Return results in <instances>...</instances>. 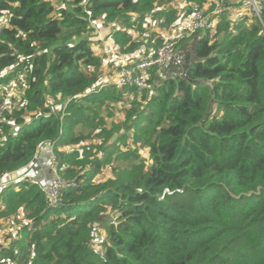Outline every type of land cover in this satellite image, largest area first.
<instances>
[{
  "label": "trees",
  "instance_id": "trees-1",
  "mask_svg": "<svg viewBox=\"0 0 264 264\" xmlns=\"http://www.w3.org/2000/svg\"><path fill=\"white\" fill-rule=\"evenodd\" d=\"M215 1L0 0V86L26 75L0 117V178L49 142L63 181L55 203L29 178L1 188L0 264H264V12L263 25L244 10L196 32L188 78L159 82L150 66L141 90L98 87L96 23L138 62L168 39L160 29ZM121 124L149 165L117 159Z\"/></svg>",
  "mask_w": 264,
  "mask_h": 264
},
{
  "label": "crops",
  "instance_id": "crops-1",
  "mask_svg": "<svg viewBox=\"0 0 264 264\" xmlns=\"http://www.w3.org/2000/svg\"><path fill=\"white\" fill-rule=\"evenodd\" d=\"M216 2L217 1L214 2V6H215ZM218 3L224 7V11H222L220 13L214 14L213 13V11L215 9L214 8L213 10H211V12L209 14L210 10L206 9L207 6L204 7V12L206 14H209V15L214 14L212 17H214V19H215V24H216L218 16L222 13H225L227 15V17L230 19L232 17L229 15L228 11L234 12L233 17H235V18H237L238 14L242 15L244 13V10H242L240 7L239 0H221ZM189 15L184 17L185 21H183V22H181V20L178 19L179 24L177 25L176 28H173L172 30L160 29L159 33L162 36L166 37V39L168 38L167 40L172 39L175 35H177L181 31H183V29L186 25L181 26L182 24H184L185 22L188 24L191 21V19L188 18ZM180 17H181V15H180ZM215 24H214V27H215ZM197 32H199L201 34L203 31H197ZM210 32L213 34L214 28ZM197 38H198V35H196V32H195V34L181 39L176 44L175 53H174L172 60L167 65L162 66V67H158L157 72H156V80L157 81L161 82V81L165 80L166 78L185 77L184 75H186L187 70H189V66L196 60L195 58H197L196 54H195ZM120 61L122 62V59H120ZM3 74H5V72H2L1 75H3ZM142 75H143V73H142ZM13 77H15V76H13ZM13 77L11 79H9L7 83L2 84L0 86V91H4V93L11 94L14 97H19V98H17V100H20V96H21L23 90H22V88H19V86H17V85L14 86L15 81H14ZM110 84H114L113 81ZM7 85L14 86L16 93L14 91L11 92V89L9 91V88H7ZM116 87H118V86L116 85ZM15 94H16V96H15ZM120 101H122L121 104H119L118 103L119 101H118V102L111 103V105L113 107V112L115 114V117H117L116 113H123V118H124L123 108H127L129 106V103H128L127 98L122 99ZM118 105H120V106L118 107ZM50 145L51 144L49 142H43L40 145V148L37 151L36 156L33 158V160L29 164H27L26 166L22 167L19 170H16L12 173L7 174V177H12L9 179V181L11 183L18 181L15 179L19 178L16 176H18L17 174H19L20 172H22V174L28 173L29 179H31L35 182H38L41 185V187L43 189H45L46 192H49L52 189L53 182L56 181V179L54 178V173L49 168L50 163L52 164V160H51L52 152H51V148H50L51 146Z\"/></svg>",
  "mask_w": 264,
  "mask_h": 264
},
{
  "label": "built area",
  "instance_id": "built-area-1",
  "mask_svg": "<svg viewBox=\"0 0 264 264\" xmlns=\"http://www.w3.org/2000/svg\"><path fill=\"white\" fill-rule=\"evenodd\" d=\"M239 2L242 10H249L250 12H252L258 18L259 22L263 25V21L261 18L264 12L263 0H239ZM222 11H224V7L217 3L213 13H220ZM228 12L232 18L236 19L235 17H233L234 12ZM189 19H191V21L188 24L185 22L182 25H186L183 31L175 35L172 39L165 41L163 45L157 47V49L150 53L148 56L140 59L138 62L122 64L118 69L117 75L113 79V83L117 86L133 85L141 90L146 86L142 73L147 67H160L167 65L172 60L175 53V46L181 39L189 37L195 34V32L197 31H212L214 28V17H210L209 14H206L201 10L195 11ZM4 26L5 24H3L0 20V31ZM18 105L19 100H17L16 97L11 94L4 93V91H0V117L4 112H10ZM5 176L0 178V190L4 185L10 183L8 178L5 179ZM23 177L29 178L28 174H22L15 180ZM56 183V187H52V189L48 193V197L52 203H55L58 200V191L63 185V181L57 180Z\"/></svg>",
  "mask_w": 264,
  "mask_h": 264
},
{
  "label": "rangeland",
  "instance_id": "rangeland-1",
  "mask_svg": "<svg viewBox=\"0 0 264 264\" xmlns=\"http://www.w3.org/2000/svg\"><path fill=\"white\" fill-rule=\"evenodd\" d=\"M183 25V24H182ZM181 25V26H182ZM180 26V27H181ZM107 31L106 27L101 26L99 23L95 24V28H94V33L92 35V47L94 49V52L99 55V57L101 58V66L99 67V73H100V78L98 80V87H102V86H106L107 84H110L114 77L116 76V74L118 73V69L121 67L122 64H125L126 61L124 60V58L121 57V55H118V53H116V49L112 48V42L110 38H104V34ZM120 59H122V62L120 61ZM14 78V86L17 85L19 86V88H23L25 87V82H26V75L25 72H20L19 74H17ZM12 85H7V88H9V91L11 89V92L14 91L16 93V90L14 89L15 87ZM20 93V92H19ZM16 96V94H15ZM18 96V95H17ZM19 98V97H16ZM50 105L56 104L58 105V102L52 100H49ZM119 104L122 103V101L118 102ZM120 105H118L119 107ZM117 117H114V121H116L115 123H123L124 120L123 119V113H116ZM111 119V118H109ZM110 127V126H109ZM91 141V139H89ZM93 141H95V139H92ZM113 145L115 144V150L116 152L119 151V157L117 158L118 160H120L121 162H126L129 161L130 158L128 157L129 153H134V155L137 157V159L139 161H143L145 162V164L147 163L148 165L151 163V158H150V154L149 151L144 147V145L141 144V141H136L131 137V132L128 131L125 126H123L121 124V128L118 131H115V133H113V135L110 137L109 140ZM51 146V145H50ZM51 148V147H50ZM53 156H51V160H52V164L50 163V169L51 171L54 173V178L56 179V181L53 182L52 187H56L57 185V180L59 179L56 175L55 172V166L53 163ZM48 168V169H49ZM22 174V172H20L19 174H17L19 177ZM28 173H26L27 175ZM29 175V174H28ZM8 178H12V177H7L5 176V179ZM27 178V177H24ZM98 227L100 228L101 225H98ZM104 238V231L103 229H97V234L94 238V246H98L100 241H102Z\"/></svg>",
  "mask_w": 264,
  "mask_h": 264
},
{
  "label": "water",
  "instance_id": "water-1",
  "mask_svg": "<svg viewBox=\"0 0 264 264\" xmlns=\"http://www.w3.org/2000/svg\"><path fill=\"white\" fill-rule=\"evenodd\" d=\"M195 59H197V58H195ZM188 75H189V70H187V73L184 76L188 78Z\"/></svg>",
  "mask_w": 264,
  "mask_h": 264
},
{
  "label": "clouds",
  "instance_id": "clouds-1",
  "mask_svg": "<svg viewBox=\"0 0 264 264\" xmlns=\"http://www.w3.org/2000/svg\"><path fill=\"white\" fill-rule=\"evenodd\" d=\"M157 68H158V66H156ZM160 67H162V66H160ZM116 86V85H115ZM118 87H122V86H118ZM53 158V157H52ZM58 180H60V179H58Z\"/></svg>",
  "mask_w": 264,
  "mask_h": 264
}]
</instances>
